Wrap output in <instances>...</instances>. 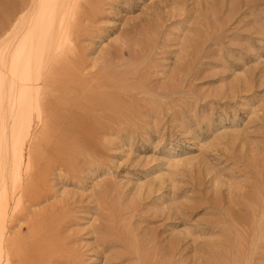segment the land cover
I'll return each mask as SVG.
<instances>
[{
	"label": "rangeland",
	"instance_id": "1",
	"mask_svg": "<svg viewBox=\"0 0 264 264\" xmlns=\"http://www.w3.org/2000/svg\"><path fill=\"white\" fill-rule=\"evenodd\" d=\"M100 2L77 45L87 82H105L87 93L106 107L77 108L82 84L57 76L31 143L37 193L8 230L19 264H165V251L203 264L225 228L246 232L247 257L264 264V0ZM33 5L0 0V36Z\"/></svg>",
	"mask_w": 264,
	"mask_h": 264
},
{
	"label": "bare ground",
	"instance_id": "2",
	"mask_svg": "<svg viewBox=\"0 0 264 264\" xmlns=\"http://www.w3.org/2000/svg\"><path fill=\"white\" fill-rule=\"evenodd\" d=\"M99 3H101L100 0H34L33 8L30 11H24V8V10L20 11V16L18 14V18L15 16L16 19L13 15L14 22L11 21L7 30L3 31L4 33L0 36V264H19L17 254L19 245H16V240L12 239L13 235H11L8 230L11 231L10 224L13 223L12 221L16 215L15 210L17 207H20V205L26 201L28 195L35 196L37 193L38 185L33 179L34 163L36 159L34 158V150L32 149L33 147L31 143L36 140L35 137L37 134L43 133L48 126L46 120L53 113V108H50L51 99H49V96L54 92L57 76L68 69L73 75V81L82 84L81 88L83 94L81 100L77 102V108L89 107L90 109H95L96 111L105 110L104 108L106 106L100 105V102H103L102 99H98L93 94H90L91 92L87 93L88 90L90 91L94 87L105 86V82H103V80L101 82H97V80L87 82L86 78H84V71H86V68H82L80 65L77 45V36H81V33L85 28L83 22L85 20H91L95 17L94 12ZM13 10H15V7L12 8V11ZM9 17L12 19L11 15ZM136 54L137 55H135V57L138 56V52H136ZM137 58L135 61L138 60ZM131 61H133V57ZM88 66L87 70L90 68H88ZM91 68L94 67L91 66ZM112 71L114 72L110 74L113 77L116 70ZM123 75H125V72ZM136 75L138 74L136 73ZM114 76L116 78V75ZM115 102L117 103V101ZM95 105L96 107L93 108ZM89 118L86 116L81 118L79 125L81 130H95L96 123H92ZM7 119L10 120L7 121ZM6 122L10 123L9 130L11 138H9V140H11V142H9V147L11 149L8 147V149H10V160H8V155H5L6 151L8 153V149L5 148L4 150L2 148V143H5V141H3V131L7 128L5 127L7 124ZM4 155L7 157V160L10 161L8 167L9 172L7 170L10 183L6 178L5 169L7 165ZM7 181L9 185L7 184ZM215 203L218 202L215 201ZM235 203L237 202H233V205ZM217 205L220 206L219 204ZM217 205L215 204V208ZM221 207H223L222 204ZM229 212L231 211L229 210L226 214V224L228 221L232 224L233 221ZM212 214L211 215L213 217L211 219L213 220L210 222L211 224L215 223L218 225V222H225L222 221V217H214V213ZM239 217H242L241 221L244 220L242 215ZM239 217H236V219ZM241 224L243 225V223ZM211 227L216 229V226ZM232 227L234 226L232 225ZM239 229H241L240 226ZM218 230H220L219 232L221 234L222 230L220 228ZM242 230L244 233V229H241V231ZM258 231L259 229H257V234H259ZM224 233L226 236H223V239L219 238L218 241H221L215 244L213 249L211 248L209 251L206 249L208 253H206L207 256L202 257L205 259L203 264L253 263V260L250 262L251 257H247L250 250L248 248L249 244L247 243V236L245 237L246 232L242 235L238 229H235V234L230 228H225ZM260 235L261 234H259V236ZM149 238L150 237H148V240ZM125 239L127 240V238ZM141 241L143 243L144 240ZM142 243L140 245H143ZM256 243L258 244V242ZM252 245L253 243L251 246ZM155 253L152 254L155 255ZM171 254V251L170 253L169 251L164 252L163 257H168L165 264L171 263V257L174 253L172 255ZM149 255L150 253L147 257H149ZM156 257L157 256H155V258ZM156 259L158 260V258ZM148 260L152 261V259L150 260V257ZM160 261L161 260H159V262ZM144 262H146V260L141 261L142 264ZM155 263L158 264V262ZM147 264H151V262H147Z\"/></svg>",
	"mask_w": 264,
	"mask_h": 264
}]
</instances>
